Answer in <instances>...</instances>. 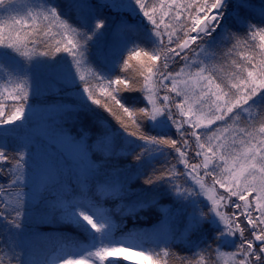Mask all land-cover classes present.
I'll use <instances>...</instances> for the list:
<instances>
[{
	"label": "snow or ice",
	"instance_id": "6c2138e0",
	"mask_svg": "<svg viewBox=\"0 0 264 264\" xmlns=\"http://www.w3.org/2000/svg\"><path fill=\"white\" fill-rule=\"evenodd\" d=\"M229 6L230 0H68L66 5L0 0V10L9 12L7 19L0 18V136L32 122L36 108L28 101L40 95L39 76L45 71L51 74L50 86L78 89L80 105L67 111L94 112V105L119 125L91 146L87 132L79 130L77 139L59 119L50 117L35 130L50 146L71 152L77 165L71 189L64 183L68 169L51 153L43 164L36 163L39 145L33 152V137L14 154L0 143V176L6 177L0 183V222L21 235L33 222L74 225L87 243L56 237L62 249L70 250L60 257L62 264H122L114 257L137 247L142 251L136 255L147 264H168L177 239L192 251L182 264H220L224 257L230 264H264V27L245 19L251 42L237 52L240 41L227 27ZM105 8L139 19L135 25L123 18L107 22ZM128 32L142 33L147 48ZM109 33L113 45L93 61L91 49ZM229 41L223 59L230 71L225 72L216 53ZM173 130L178 138L169 135ZM113 136L130 148L135 172L113 166L101 173L105 165L90 158L96 152L105 159L120 155ZM172 153L175 162L168 158ZM161 157L160 168L152 166L147 175L140 171L143 163L153 165ZM142 175L134 189L133 181ZM133 195L135 201L125 204ZM163 196L176 207L161 205ZM107 198L121 203L107 208ZM38 206L47 211L37 214ZM152 207L163 213L152 229L116 235L125 227L123 220L114 221L116 212L136 220L139 211ZM180 216L186 223L177 233L173 224ZM205 226H210L211 243L203 238ZM193 234L199 238L192 240ZM146 240L155 247H146ZM2 245L0 264H5ZM8 247L10 260L30 264L23 250L15 251L18 245Z\"/></svg>",
	"mask_w": 264,
	"mask_h": 264
},
{
	"label": "trees",
	"instance_id": "16d2710c",
	"mask_svg": "<svg viewBox=\"0 0 264 264\" xmlns=\"http://www.w3.org/2000/svg\"><path fill=\"white\" fill-rule=\"evenodd\" d=\"M60 1L64 3V5L67 4L65 0H60ZM238 1L239 0H230V6L227 16V27L229 31L231 33H234L235 39H238L240 41L239 47L236 49L237 52L247 47L245 41L251 42L250 35L246 32L245 19H247V21L253 25H256L258 27H264V22L261 21V16L259 15V12L263 11L262 5H264V0H245V6L243 7L239 6ZM235 2H237L236 5ZM74 15L75 14L73 13V16ZM126 19L132 20V21L129 20L128 22L129 25H131L130 22L138 21L137 18H134L131 14L128 15ZM106 21L113 22V18H106ZM127 34L128 37H130L132 40H135V42L137 44H140L141 47L147 48V45L145 43V38L142 33L128 32ZM231 42L232 41H229L225 45H222L221 48L216 53L218 57L216 63L218 66H222L225 72L230 71V69L228 68V62L223 59V55L224 53L227 52L228 48L231 46ZM98 58L99 57L98 56L96 57L95 54L93 53L91 59L93 61H96ZM232 58H235V56L233 55ZM132 63H136V61H133ZM95 66H96L95 63L91 65V67L93 68ZM69 91L70 88L66 87L61 91V93L47 97V100L52 101L58 99V97H64V99L69 103L66 105V109L59 111L52 118L59 119L62 122V126L66 130H69L72 136L79 139L81 135V132L79 130L83 129V131L89 134L87 137V144L91 146L92 144L96 143L97 137L106 129H111L113 132H115V130L119 127L116 120L106 111H104L103 109H99L94 105L92 106L95 109L94 112L83 108H81L77 112L67 111L68 106L75 107L80 105V99H76L75 97L69 99L65 97V94L68 93ZM136 95L139 94L137 93ZM16 131L8 132L6 136H0V143H3V145L8 149L10 154H14L13 150L17 149L21 143L25 142L24 141L25 139H28L31 136L32 137L35 136L32 130V123L28 124L24 128H18L16 129ZM145 131H149V129L145 128ZM152 134H155V132H153ZM169 135H171L172 138H178L174 130L170 132ZM36 139H39V137L37 136ZM112 144L115 146V150L121 153L120 155L107 157L105 159L103 156H101L100 152H96V153H90V158L97 161L98 163H103L105 165L104 168L106 169H112L113 166H118L120 168H129L132 172H135L136 168L133 167V165H135L137 162L133 159L132 156H129L127 154L130 148L125 145L124 140L121 139L119 136H113ZM33 149H34V145L32 146V151ZM135 150L139 151L138 148H136ZM174 156L175 154L172 153L168 158L172 160V162H175ZM163 159H164L163 157L159 158L158 160L153 162V165H149L148 163H143V167L140 169V171L144 175L150 174L152 170V166L156 168H160ZM179 167L183 168L182 165H179ZM144 175L140 177V180L133 181L132 187L134 189L140 186V183L143 180ZM1 178L6 180V177L4 176H1ZM100 178L102 179L103 177L101 176ZM67 180L68 177H65L64 182H66ZM74 181L71 178H69L70 185H68V187L70 189L74 187ZM180 182L182 183L183 181L181 180ZM93 192H95V185H93ZM135 199H136L135 195L130 196L124 200V203L131 204L133 201H135ZM119 203H121L120 200L111 199V198H107L103 200L104 206H107L110 209H115ZM160 204L170 206L173 208L176 207L172 198L168 196L160 197ZM201 207H204V205L202 204ZM189 209L188 211L190 212L191 208ZM206 210L207 209L205 208V211ZM59 215L60 213L57 212L56 216ZM162 216L163 213L161 211L157 210V208L155 207H152L147 210L139 211L137 213L136 220H133V218L130 216L122 217L119 212H116L114 214L113 219L118 224H120L121 221L123 220L125 227L123 228L122 231L119 229V233H121L122 235H127L129 231L152 229L154 225H157L159 223ZM140 217H143V219H140ZM54 221L56 226H46L40 224L38 227L39 229H43V232L49 231L52 228L55 229L57 232H53L54 237L57 235L58 236L68 235L75 238V232L79 229H77L74 225L70 223H60L57 222L56 220ZM185 223H186V219L184 216H180L175 220L173 227L175 228L177 233L183 230ZM4 225L5 223L0 222V237L2 242H4L6 236L4 231L5 230L8 231ZM209 227L210 226H205V235L203 238L207 240L209 243H211V239H210L211 234L208 232ZM82 237L83 239L87 240L84 233ZM198 238L199 237L197 234H193L191 236L192 240H196ZM145 245L148 247H155V245H152L151 242L147 240L145 241ZM213 247H215V244H213ZM223 250L227 251L228 248H225ZM170 252L172 253V255L169 257L168 264H182V261L184 260L185 257L191 258L192 256V251L189 248L185 247L184 243H182L179 239H177L175 243L172 245ZM4 262L6 264L5 259ZM13 262L17 263V261H13Z\"/></svg>",
	"mask_w": 264,
	"mask_h": 264
},
{
	"label": "rangeland",
	"instance_id": "374dc122",
	"mask_svg": "<svg viewBox=\"0 0 264 264\" xmlns=\"http://www.w3.org/2000/svg\"><path fill=\"white\" fill-rule=\"evenodd\" d=\"M68 2V0H65ZM92 3H99L101 0H91ZM239 2V1H238ZM58 3L64 5L60 0H58ZM237 2H235V5ZM236 7V6H235ZM234 7V8H235ZM262 13H264V10L259 12V15L261 16ZM13 15L15 13H12ZM126 14V15H125ZM130 15L127 12L123 13H117L115 11L109 10L107 8L102 10V16L104 18H113V22H118L120 18H125ZM9 16V12L0 10V18L7 19ZM139 18H137L138 20ZM132 21V20H130ZM131 25H135L137 21L130 22ZM146 23V21H145ZM127 34V33H126ZM128 35V34H127ZM114 43V37L111 33L107 34L103 40H101L95 47L91 49L90 52V58L93 56V53L95 56L99 57L100 54L106 53L108 49L113 45ZM131 46V45H130ZM71 59L70 57L68 58ZM51 74L47 71L42 72L39 76V84L41 88V93L37 97H30L28 103L32 104L36 108V115L32 119V130L33 134L35 133V130L43 123L49 122V118L54 117L59 111L66 109V105L69 104L64 97H58L56 100L49 101L47 100V97L54 96L56 94L61 93L63 89H65L66 85L63 84H52L50 86L51 82ZM70 91L65 94L66 98H73L79 99V92L78 89L69 87ZM64 99V100H62ZM61 100V101H60ZM67 102V103H66ZM11 127V126H7ZM16 131V130H15ZM17 132V131H16ZM32 137V136H31ZM37 136H33L35 139V144L33 152H37V145H39V155L36 157V163L37 164H43L44 163V157H48V154L51 153V159L59 162L63 165L64 168L68 169L67 174L65 177H68V180L64 182L65 184L70 185L69 178H71L73 181L75 180V173L77 170V165L72 158L71 152L67 150H63L60 147H53L50 146L48 143V140L43 136H38L39 139H36ZM25 142L27 139L24 140ZM189 156H192V153H189ZM198 159L196 161L192 162H198ZM111 169L103 168L101 169V173L105 171H110ZM5 179H2L0 176V183H3ZM219 192H223V189H219V186H216ZM51 199V197H49ZM204 200L205 204L210 205V201H207L206 197L202 198ZM107 207V206H105ZM108 208V207H107ZM190 210V209H189ZM47 209L43 208L42 206H38L35 209V212L37 214L46 212ZM243 219V217H241ZM115 221V220H114ZM116 222V221H115ZM46 225V226H56L55 221L53 220L51 223H39V222H33L31 225L28 226V228L25 230V232L21 235L15 232V230H10L9 226L5 224L4 226L7 228L8 231L5 232V240L3 242V258L6 260V264H17L10 260V257L12 256V250L8 247L9 244L15 243L18 245V247L15 248L16 252H21L23 250L22 255L23 258L26 259V261H29L30 264H62L60 257L62 255L68 254L70 252L69 249H62L60 245L57 243L56 237H54L53 232H57L55 229H50L49 231L43 232V229H39V225ZM118 224V223H117ZM36 234H40V238H36ZM45 234V235H44ZM83 233L80 230H77L75 232V239L80 241L81 243H87V240L83 239ZM116 235L118 237L125 236L119 233V229L117 230ZM247 236V232L245 233ZM0 241L1 237H0ZM126 246V245H125ZM146 246V245H145ZM148 247V246H146ZM232 249H228L224 252H229ZM142 251L141 248L137 247L134 249H131L127 252L118 254L117 257H114L116 259H120L122 261V264H147V261L144 259L143 256H137L136 253ZM146 255H148L146 253ZM128 257L127 260H124L123 257ZM72 258H78L73 256ZM113 259V258H109ZM228 261V264H230V261L228 260V257H224L221 259L220 264H225V262ZM107 264V262H105Z\"/></svg>",
	"mask_w": 264,
	"mask_h": 264
}]
</instances>
